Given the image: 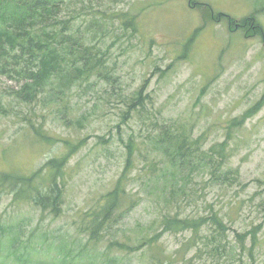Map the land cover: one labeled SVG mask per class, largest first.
Masks as SVG:
<instances>
[{
	"label": "rangeland",
	"instance_id": "obj_1",
	"mask_svg": "<svg viewBox=\"0 0 264 264\" xmlns=\"http://www.w3.org/2000/svg\"><path fill=\"white\" fill-rule=\"evenodd\" d=\"M87 4L89 14L110 9V25L100 40L103 49L109 50L108 70L122 86L119 92L131 96L144 87V93L150 95L147 112L125 117L127 108L114 98L110 80L93 77V85L72 92V112L60 115L61 108L51 112L45 101H21L16 95L18 86L0 77V172L31 174L63 150L62 142L41 145L26 137L33 136L24 123L30 112L51 135L81 141L65 167L68 175L60 216L0 190V264H151L148 245L137 248L147 244L145 235L160 233V214L168 206L163 199L164 178L149 170L156 157L149 139L152 119L160 121V113L166 119L190 122L194 136L205 137V150L229 138L228 159L220 171H231L229 179H216L213 169L200 166L185 183L188 193L179 194L180 205L171 210L178 206L185 208V214H209L211 206L222 210L232 227V240L236 230L244 232L263 224L256 259L264 264V103L254 109L264 97V36L207 17L210 8L234 17L239 24L255 16V23L264 30V0ZM127 12L138 15L134 28L123 23ZM242 116L246 121L232 123ZM130 137L137 151L130 175L135 182L129 190L133 188L141 202L112 234L90 243L84 231L85 216L120 176ZM159 193L161 198H156ZM189 236L168 234L163 243L173 252ZM115 238L128 241L126 248L109 247ZM212 262L208 259L201 264ZM245 262L236 253L217 264Z\"/></svg>",
	"mask_w": 264,
	"mask_h": 264
},
{
	"label": "trees",
	"instance_id": "obj_2",
	"mask_svg": "<svg viewBox=\"0 0 264 264\" xmlns=\"http://www.w3.org/2000/svg\"><path fill=\"white\" fill-rule=\"evenodd\" d=\"M92 1L115 0H0V77H6L18 86L16 95L21 101L28 104L45 101L51 112L61 108L60 115L72 112L71 94L74 89L93 85V77L110 80L114 98L125 104V117L131 119L134 113L147 112L150 95L144 93L143 86L131 96L117 90L122 86L108 70L106 56L109 50H104L100 44L101 36L110 25L111 17H107L110 9L89 14L87 2ZM125 14L128 15L123 18L124 25L134 28L138 15ZM207 17L227 20L229 24H234V28L241 27L247 33L252 32L253 36L258 33L264 36V30L255 23V16L244 18L239 24L234 17L210 8ZM80 18H83L81 23L78 22ZM45 94L47 97L40 99ZM263 103L264 97L254 109ZM240 119L246 121V116L237 117L232 123L236 124ZM152 120L154 128H151L153 134L149 135V139L156 159H151L149 170L153 174L160 172L164 178L163 199L168 206H164L165 211L162 209L160 214V233L145 235L147 244L137 249L148 245L151 264H201L208 259L217 264L225 257L233 258L236 253L246 258V264H259L256 250L263 224L244 232L236 230L232 240V227L226 222L222 210H215L213 206L209 214H185L183 206L171 210L173 206L180 205L179 194L188 193L185 183L192 180V173L200 166L210 171L213 169L212 175L216 179H229L231 171L220 174L228 159L226 148L229 138L205 150V137H195L190 122L166 119L161 113L160 121L158 117ZM24 123L33 134L26 137L34 143L54 146L62 142L63 150L53 154L31 174L0 172V190L16 200L33 203L54 216H60L65 204L68 175L65 167L81 141L51 135L44 124L34 121L32 112L25 116ZM125 146L126 165L120 176L111 188L101 194L98 205L85 216L87 225L84 231L90 243H99L112 234L141 202L136 197L137 192H133V188L129 190V185L135 182L130 175L137 144L130 137ZM155 196L158 198L160 193ZM186 233L190 236L175 251L165 247L163 238L166 235ZM127 242L115 238L109 241V247L126 248ZM84 249L87 250V247L84 246ZM88 257L92 258L91 255Z\"/></svg>",
	"mask_w": 264,
	"mask_h": 264
}]
</instances>
